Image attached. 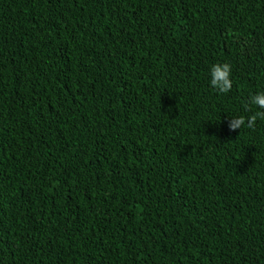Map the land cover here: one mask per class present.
<instances>
[{
	"label": "trees",
	"instance_id": "1",
	"mask_svg": "<svg viewBox=\"0 0 264 264\" xmlns=\"http://www.w3.org/2000/svg\"><path fill=\"white\" fill-rule=\"evenodd\" d=\"M259 92L264 0H0V264H264Z\"/></svg>",
	"mask_w": 264,
	"mask_h": 264
},
{
	"label": "clouds",
	"instance_id": "2",
	"mask_svg": "<svg viewBox=\"0 0 264 264\" xmlns=\"http://www.w3.org/2000/svg\"><path fill=\"white\" fill-rule=\"evenodd\" d=\"M211 86L221 94H228L233 87L232 69L229 63L215 64L211 68ZM250 105L254 106L255 111L251 116L232 117L229 121V130L235 132L243 130L245 127L254 130L257 120H264V92H259L250 97Z\"/></svg>",
	"mask_w": 264,
	"mask_h": 264
}]
</instances>
